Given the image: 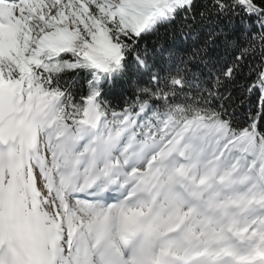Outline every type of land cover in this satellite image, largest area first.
I'll return each instance as SVG.
<instances>
[{
	"label": "snow or ice",
	"instance_id": "snow-or-ice-1",
	"mask_svg": "<svg viewBox=\"0 0 264 264\" xmlns=\"http://www.w3.org/2000/svg\"><path fill=\"white\" fill-rule=\"evenodd\" d=\"M0 264H264V0H0Z\"/></svg>",
	"mask_w": 264,
	"mask_h": 264
}]
</instances>
